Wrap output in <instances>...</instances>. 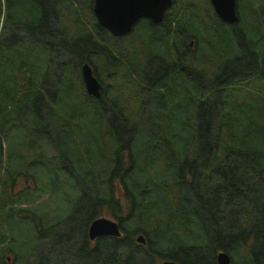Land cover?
<instances>
[{
  "label": "trees",
  "instance_id": "trees-1",
  "mask_svg": "<svg viewBox=\"0 0 264 264\" xmlns=\"http://www.w3.org/2000/svg\"><path fill=\"white\" fill-rule=\"evenodd\" d=\"M1 1L0 34L12 29L18 38L10 46L3 36L0 43V147L7 136L22 140L29 151L39 137L51 141L60 162L33 158L25 172L40 194L49 187L75 194L62 198L68 211L59 215L72 232L85 231L109 206L119 221V238H98L90 246L86 234L75 259L216 264L223 252L232 264H264V80L258 75L264 64V0H239L236 24L221 21L209 0L206 17L192 0H172L161 23L138 21L122 37L98 26L93 0H60L59 9L58 2L19 0L21 10L9 22ZM4 1L7 10L10 0ZM14 22L17 31L9 27ZM22 29L27 42L19 41ZM118 40L123 54L113 47ZM239 52L256 70L258 88L252 89L259 92L262 122L241 96L244 80L226 74L243 70L240 62L237 70L225 62L237 60ZM85 64L101 85L99 99L85 91ZM217 65L222 73L210 84L195 82ZM215 93L217 101H210ZM245 112L250 116L242 123ZM40 172L48 173L45 185L38 183ZM13 174L0 154V264H33L36 241L48 252L40 235L53 224L37 221L36 210L24 207L32 187L20 190V175ZM221 204L228 206L224 220ZM257 211L256 229L242 236L232 227L237 221L248 228ZM138 235L145 244L137 243ZM70 237L62 235L58 254L42 252L49 258L34 264H65ZM7 254L13 258L7 261Z\"/></svg>",
  "mask_w": 264,
  "mask_h": 264
},
{
  "label": "rangeland",
  "instance_id": "rangeland-1",
  "mask_svg": "<svg viewBox=\"0 0 264 264\" xmlns=\"http://www.w3.org/2000/svg\"><path fill=\"white\" fill-rule=\"evenodd\" d=\"M45 1H47L51 5H55L58 2L57 7H58V9L61 8L62 2H59L60 0H45ZM192 1L196 4L197 10L201 16H203V17L208 16V14H209L207 11L208 4L206 2H204L205 0H192ZM243 1H245V0H242V2ZM240 2H241V0H240ZM1 3H2V17H3V15L6 16L5 17L6 22L11 21L14 18V13L17 11V9L20 8V10H21V7H22V4L19 0H10V5L8 6L7 10L5 9L7 2L2 0ZM254 4L258 5L259 3L257 0H254ZM3 19H4V17H3ZM12 25L13 26H11V24H10L9 27H12L14 30L17 31L18 24L16 22H14ZM3 36H5L7 38L8 43H9L8 45H10V46L14 45V41L17 42L18 36H16L15 33L12 32V29L6 30L5 32L0 34V43L2 42L1 39L4 40ZM27 37H28L27 32L25 31V29H22L20 32V35H19V38H20L19 41L27 42L28 41ZM113 47L117 50V52L119 54H123L124 45L120 40L116 41L114 43ZM239 53L240 54H238L237 60L236 59L234 60V58H231V61L229 59L228 61H225V62H228V65H231L230 68L233 70H237L235 64L240 62L239 64L240 65L242 64L241 66H242L243 70L241 72L238 71L237 73H234V72L228 73L226 71V74L227 75L235 74L236 77L238 78V80H244L245 85L244 86L242 85V89H241L244 94H241V96H245L247 99H249L252 102V104L255 107V110L253 111V115L255 117H257L259 121L262 122L263 117H262L261 106L259 103V92H256V90L254 89L256 87L258 88V83L257 82L254 83V81H256V80L255 79L253 80V76L256 74L255 73L256 70H255V68L252 69L250 62H249V59H247L246 56L244 57V54H241V52H239ZM242 56H243V58H241V60H239V57H242ZM71 61L72 60L69 59L68 62L71 63ZM54 64H58V63L54 62ZM241 66H240V68H241ZM262 68L263 69L258 72V75L260 76V78H262L264 80V64L262 65ZM52 69L53 68L51 67V70L48 74V77H50L52 75ZM199 69L201 72H203L205 70V66L202 65L199 67ZM208 72L209 73L212 72L210 74V76L201 77L199 80H195V82L198 85L199 84L204 85L207 83L210 84V82L213 79H216L217 77H219L221 75L222 70H221L220 66H218V65L215 66L214 68H211L209 66ZM252 87H254V88L252 89ZM262 87L264 88L263 84H262ZM51 89H54V87L52 86ZM263 92H264V89H263ZM262 97H264V96H262ZM208 98L210 99V101H214V102L217 101L216 93L213 94L212 96L208 97ZM243 100H244V102L247 103L246 99H243ZM238 105H240V104L238 103ZM249 116H250L249 113H246V112L243 113V116L241 117L242 123H245V121L248 119ZM260 117L262 118L261 120L259 119ZM214 130H217V129H214ZM21 134H22V131H20V135ZM214 135L218 136V134H216V131H214ZM8 139H10L9 136H7V139L2 138V140H1V142H2V146L0 147L1 148V152H0L1 158L5 164H7V163L9 164L10 172L11 173L14 172V174H13L14 177L20 175L18 178L19 181L17 180L18 185L20 187V190H23V188L27 185L32 187V190H31L32 194L27 197L26 202H24V204H23L24 207L27 210H32V209L36 210V216L34 218H37V221L39 220L40 222H43L45 224H47V223L53 224L50 227H48L49 229L47 232H41V235H40V237H46V241L49 245L48 252L50 254H54V255L58 254L57 253V247L61 243V242H59V240L61 239V236L63 235L64 239H65L67 237V235L70 234V236H71L69 238L70 245L67 248V249H69L70 253L67 252L65 254V251H63V253L65 255H67V259H66L67 262L65 264H85L84 262L80 261L79 258L75 259V256H76L75 252L80 249V247H79L80 242L82 241L83 236L87 234L88 227L92 221L89 222V225L85 231L79 229L74 233L71 231V225L69 223H67L65 225L64 224L65 220L59 219V215H65V213L68 211V208L62 207V198H64L65 196L73 197V196H75V194L72 191H67L66 193H63L57 189H55V191H53L52 187L47 188V192L45 194H40L38 192V188L40 187V185L35 184V186H34V179L32 177H30L29 175L27 176L26 172H25L26 167H28L29 162L32 166H33L35 161H40V162H43L46 164L47 163L46 160L51 159V158H55V159H57L58 162H60V159L57 158L58 152L53 147L51 141L47 137H44V136L39 137L36 140H33L35 143L31 147L30 151H29V148L27 147V145H25V143L22 140H14L13 138H12V140H8ZM30 140H32V138ZM199 147H200V145H199ZM12 154H14V155H12ZM33 158L35 159V161ZM195 158H196V153H195ZM201 158H203V157H201ZM198 160H200V159H197V161ZM11 163H12L14 169L11 168ZM65 164H67V162H65ZM199 165H200L199 168H201V166H203V161H201L199 163ZM253 175H255V174L253 173ZM26 176L28 178H26ZM47 176H48L47 172H42V173L40 172L38 183H41L43 185L47 184V182H48ZM210 184H213V183H210ZM255 191L257 193H259L260 188L258 186H255ZM37 194L39 195L38 197H37ZM115 204L120 205L121 202L119 201V202H116ZM109 207L100 211L101 215H99L97 218H102V217L108 218V219H110V220H112L118 224L119 221L112 218L111 215L108 213V211L110 210ZM121 207H122L121 208L122 214L124 216L127 214V210L124 206H121ZM227 207H228L227 205H225V206H222V204L220 205L219 210L223 213V215L221 217L222 219H220V220L225 219V210L227 209ZM114 210H116V209H114ZM228 212H229V210H228ZM46 213H48V217H45ZM259 214L260 213L257 211L256 219L252 221L251 225H249L248 228H245L240 222H237V221H234L237 223V226L234 223H232V227L238 228V230L240 231L239 234L242 236H245L247 232H250V229L251 230L256 229V228H254V226L256 224H258V222L261 218V215H259ZM23 217H25L27 219V213L24 214ZM87 217H91V215L88 214ZM97 218H95V219H97ZM224 225H225L224 222L220 221V228H221V226H224ZM82 227L84 228V225ZM208 229L210 230L209 227H208ZM223 230H225L224 227H223ZM210 232H211V230H210ZM140 236H143V235H138L136 237V240ZM143 238H145V237L143 236ZM96 240L92 241L90 243V246H92L96 242ZM36 243H37V241H36ZM36 243H35V245H34L35 247L33 249L34 250V254H33L34 258H32L33 264L35 262H37L38 258H43L46 260L49 258L48 256H45L42 253V252H46L48 254L47 250L45 248H40V245L39 244L36 245ZM190 255H193V254L190 253ZM50 256H52V255H50ZM5 258H7V261H8L9 259H12L13 256H12V254H7V255H5ZM58 262H59V260L56 259L54 264H58ZM163 262L164 261L160 262L159 264H161Z\"/></svg>",
  "mask_w": 264,
  "mask_h": 264
},
{
  "label": "water",
  "instance_id": "water-1",
  "mask_svg": "<svg viewBox=\"0 0 264 264\" xmlns=\"http://www.w3.org/2000/svg\"><path fill=\"white\" fill-rule=\"evenodd\" d=\"M209 2L221 21L228 24L237 23V0H209ZM171 6L172 0H93L92 12L100 28L113 37H122L130 33L141 18L155 25L161 23L164 14ZM81 76L88 96L99 99L101 85L87 64L83 65ZM120 236L119 225L108 218H97L88 227L87 237L90 241L102 237L119 238ZM137 243L145 244L143 236L137 238ZM215 259L216 264H232L230 257L223 252L218 253ZM161 264L177 263L163 262Z\"/></svg>",
  "mask_w": 264,
  "mask_h": 264
},
{
  "label": "flooded vegetation",
  "instance_id": "flooded-vegetation-1",
  "mask_svg": "<svg viewBox=\"0 0 264 264\" xmlns=\"http://www.w3.org/2000/svg\"><path fill=\"white\" fill-rule=\"evenodd\" d=\"M145 18H141L139 21L144 20Z\"/></svg>",
  "mask_w": 264,
  "mask_h": 264
}]
</instances>
